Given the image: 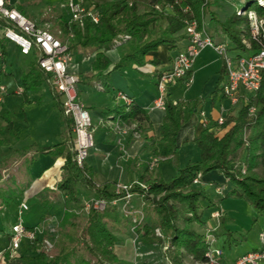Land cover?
Instances as JSON below:
<instances>
[{
  "label": "trees",
  "instance_id": "16d2710c",
  "mask_svg": "<svg viewBox=\"0 0 264 264\" xmlns=\"http://www.w3.org/2000/svg\"><path fill=\"white\" fill-rule=\"evenodd\" d=\"M95 3L100 10V21H87L83 28L73 24L72 38L76 41L69 42L72 53L77 50L97 51L92 63V69L97 71L86 74L85 81L88 82L101 78L111 62L104 51H100L101 48L106 50L124 39L119 52L120 58L113 67L141 66L147 62L146 55L150 50L156 49L160 43L175 44L186 38L187 21L197 19L201 26L208 13L218 28L232 40L233 46L229 50H250L241 41L243 33L250 38L252 50L258 46L250 36L246 15L233 11L228 17L221 19L211 9V0H151L143 11H139L137 0H102ZM258 7L259 13L264 15V8ZM65 22L62 25L63 39L69 31V25ZM2 45L5 57L7 51L4 43ZM226 72L224 62L217 77L212 101L221 88ZM43 83L45 74L35 56L29 62V69L22 74V92L25 94L29 90H40ZM170 87L165 99L164 120L160 124L161 138L158 140L153 139V134H150L153 126L148 110L134 101L129 105L117 103L105 114V120H119L121 126H133L128 133V143L135 139L133 133L139 132V139L151 140L147 148L153 157L170 159L176 166V173L166 180L155 165L151 166L152 163H138V169L142 168L140 178L130 183V192L141 196L145 202L144 210L140 213L121 212L116 203L111 202L125 195V191H115L118 181H115L112 189L109 188L110 182L98 183L96 173L86 164V160L83 165L71 160L69 146L65 141L48 146L32 142L15 149L14 152L20 153L23 172L27 176L30 175L29 168L40 153H51L55 158L63 157L60 179L54 187L47 186L37 195L44 209L41 218L35 224L26 226L34 228L39 224H46L47 219L44 218L51 215L53 201L59 196H63L65 200L58 236L53 239L49 250L44 249V239L50 235L47 232H37L31 239H22L13 255L11 249L6 247L1 252L0 264H119L120 259L114 252V246L130 223L134 224L135 234L142 242L162 245L167 240L169 259L182 262L185 250L195 260L206 263L208 257L205 252L209 244L205 236L206 231L210 230L207 220L211 217V211L218 206L207 186L195 183L194 178L212 170L219 171L234 186L225 197L233 195L235 198L250 200V205L258 213L264 214V71L259 90L248 96L247 104L242 102L238 109L236 105L230 107L221 124H214L209 120L194 137L190 146L195 155L184 164L179 162L181 155L176 136L181 126L198 108V101L173 99L169 94ZM57 105L61 108L59 101ZM250 106L255 107L252 113H249ZM3 117L6 124L0 128V150L10 148L13 142L10 136L16 135L9 113H4ZM104 127L108 132L117 134L113 124L105 123ZM242 166L245 167V172H242ZM8 180L12 184L5 181L0 185V200L7 205L18 203L19 207L21 202L28 204L23 197L31 180L28 179L23 185L16 174H12ZM80 185L93 190L97 195L95 198L106 200L104 208L89 206L86 212L78 211L76 207L84 208ZM229 217H222L220 224L225 226ZM157 227L160 234L155 232ZM213 231L218 239V231Z\"/></svg>",
  "mask_w": 264,
  "mask_h": 264
},
{
  "label": "crops",
  "instance_id": "0c3cea01",
  "mask_svg": "<svg viewBox=\"0 0 264 264\" xmlns=\"http://www.w3.org/2000/svg\"><path fill=\"white\" fill-rule=\"evenodd\" d=\"M13 1L16 2L19 9L23 13L34 20L36 19V21L41 25L49 24L51 28L50 30H53L54 32H56L58 29L63 30L62 25L65 21V23H67V20L69 18L68 9L62 4L63 0ZM211 1L212 3L214 2V0ZM220 1L224 3V1L228 0ZM44 4L50 5L48 7V18H46L47 16H43L41 18H34L30 16L32 15L31 11H38L41 7L44 6ZM213 11L216 10L213 9ZM206 15L204 16L202 25L207 29ZM217 15L219 16L218 13ZM210 19H212L211 15ZM52 21L54 23H52ZM208 32L211 34L213 39L216 40L217 43H224L228 48H231L229 43V40L231 39H229L228 36L218 28L217 23L215 31L208 30ZM67 37L68 35H66L64 39H66ZM71 41L75 42L76 40L72 37L68 38V43ZM124 42V39L119 40L106 50L104 48L100 49V51H104L105 55L109 57L111 62L109 66L103 71V75L99 79L92 80L91 82L85 81V79H87V73H95L97 71L92 69V63L96 58L97 51L85 52L82 50H77L73 53L72 63V69L76 71L79 76V82L77 85L78 96L89 109L92 123L95 126V147L90 151L86 159V164L96 173V179L98 183H103L106 181L110 182L109 188L111 189L114 187L115 181L118 180H121L123 182H134L139 180L140 171L142 168L140 167V169H138V163L150 162L149 160L153 157V155L147 148L151 140L135 138L128 143L129 134L126 133L123 135L122 141L127 143L129 156L122 157L120 155V145L118 143L119 136L116 133L108 132V130H106L104 127L105 123H108L106 122L108 121V119L105 120V114L107 110L112 109L117 103H124L123 99L118 96V93L128 95L132 99V101L148 110V116L153 126L152 132L150 134H153V139H160V124L164 120L165 110L164 108L161 109L159 107L153 106L154 98L158 94L157 80L162 72L171 67L174 55L179 50L185 48L188 42V38L186 37L182 40H179L175 44L160 43V45H158L156 49L150 50L147 53V62L144 65L134 67L124 66L116 69L113 66L120 58L119 52ZM3 43L6 48L7 54L5 55V57H3V55L0 56V76L1 74H3L5 77L3 79L14 80L15 85H12V87H8L6 83H4L3 79H1L2 77H0V86H5V92H2L0 89V128L6 124L3 115L4 113L8 112L13 119V128L16 135L10 136L13 141L12 145L10 149H6L7 147L1 149L0 157L4 153L3 151L5 149L6 151L9 150L12 154L14 153L16 148H19L26 144H30L32 142H37L40 145L48 146L54 145V143L57 144L61 141H65L69 146L71 137L70 128L65 118L63 117L61 108L59 110V117L57 116L55 120H45L41 128V130L43 131L36 132L37 137L35 140H31L30 138L27 141L25 140V135L27 137L28 134H34V131H32L33 127L31 119L30 117H28L29 115L27 113L28 111H30L31 107L33 105H43L47 102L54 107L59 101V98L53 92L51 85L46 79V75L45 83H43L40 90H29L27 93L25 92V94L23 92H18L17 87L20 86L22 74L29 69V62L33 58H35L36 54L35 51L30 54H22L19 50L18 45L13 41H10L7 38L3 37L0 32V50L2 52ZM153 60L158 61L154 62ZM14 61L17 62L18 68L12 65V62ZM222 63H224L222 56H220L213 48L206 47L200 52L193 65L192 72L194 81L191 86L185 88L183 82L180 81L179 83L170 87L169 94L173 99L177 98V100L181 101H198V108L181 126L178 131V135L176 136V143L181 155L179 162H181V164H184L189 158H193V156L195 155V151L190 146V144L192 143L194 137L198 135L204 127L201 124L200 111H205L206 115L209 118L208 120L216 124L218 123L217 118L219 117V115L222 113L227 114L230 107H232L229 100L221 94V89H217L218 92L216 98L214 101H212L214 91L217 87L218 78L215 79L214 85L209 89L208 97L205 98L202 94L211 73L215 72V76H219L220 70L222 68ZM222 107L226 110L222 111ZM35 108L37 109V107ZM236 108L238 109L239 107L236 105ZM193 116L196 118H194ZM182 128L184 129L182 130ZM181 130L182 132H180ZM62 163L63 157L55 158L51 153H40L29 168L30 175H28V179L31 180V184L26 189L23 200H27L28 198L32 197L35 199V203L38 202V205H42L37 195L47 186L54 187L57 180H59L61 177ZM157 169L159 170L162 177L166 180L170 179L176 173V166L170 159H165L163 162L161 161L157 165ZM0 180H2L1 175ZM200 180L205 186H207L208 189L211 187V185L213 186L214 184L216 186H221V188H223L224 192L226 193L225 195H227L228 192L234 188L233 184L226 181L224 175L220 174V172L217 170H212L205 174H202ZM3 183L4 182H1L0 185H2ZM79 188L81 189V193H83L85 196H97L91 189H87L86 187L81 185L79 186ZM210 191L212 195L221 202L227 197L234 198V196L231 195L224 197V199H220V195L224 196L223 193L216 192V189H214L213 187L210 188ZM81 198L82 201L85 199L82 196ZM241 199L245 200L246 203H249L250 201L245 198ZM64 200V197H57L53 201L51 217L54 216V209L58 208L60 203L62 204V207L64 206ZM235 200L233 201V203L237 202ZM132 201H134L136 205L133 209H130L133 214L140 213L144 210L143 205L145 206V202L141 196L135 194L132 198ZM222 206L221 203L218 205V207L221 208L222 212L224 211L226 215L230 216L229 220L225 222V226H222L219 221H217L218 224L213 221V227H215V229L218 231V236H221L224 233V236L222 237V242L224 243V245L229 244L228 251H225V248L220 245L223 248L224 253L223 264H232L234 259L237 258L238 255H242L249 250L258 248L259 246L254 245V247H252L251 249L242 251L241 253H236V249L238 247L237 243L243 245V242L250 239L248 233H244L242 227L240 228L241 231H236V229L234 230L229 227L231 226V224H233L231 211H226V209H224V207ZM28 210H30V206ZM22 213L23 211H20L18 203L16 205H7L2 200H0V224H7V228H5L4 231H2L1 228L3 227L0 225V256L1 252L9 246L11 225L13 224V222H15L16 219L21 218ZM209 221L210 218L209 220H207V224H209ZM228 227L231 231H227L226 228ZM119 236L120 240L114 246V252L120 259L119 264H132L133 260H135L136 258V252H134L136 251V248L133 246L134 243H136V239H139L135 234L134 224L130 223L126 229V232L120 234ZM4 238H6L5 242L3 241ZM239 238L240 240H238ZM139 243L142 246L144 244L141 240H139ZM184 252L186 255L187 252L185 250Z\"/></svg>",
  "mask_w": 264,
  "mask_h": 264
},
{
  "label": "built area",
  "instance_id": "2783aa9c",
  "mask_svg": "<svg viewBox=\"0 0 264 264\" xmlns=\"http://www.w3.org/2000/svg\"><path fill=\"white\" fill-rule=\"evenodd\" d=\"M244 1V0H243ZM62 4L68 9L69 25L68 37H61L62 29L56 32L50 30L49 24L41 25L36 19H32L23 13L16 2L13 0H0V32L3 37L16 43L22 54H30L35 51L36 62L44 71L48 83L55 95L59 98L61 111L70 128L69 153L71 160L74 163L83 165L87 159L90 150L95 145V126L92 123V118L89 109L80 99L77 92L79 76L72 69L73 53L69 48L68 38L74 36L73 24L83 28L87 21L98 23L100 21V10L94 1L89 0H63ZM257 5L264 8V0H257ZM235 12L240 15H246L250 25V36L254 39L258 46L255 50L251 49V41L244 33L241 34V41L250 49L246 52H237L232 54L229 48L224 43H217L213 39L208 30L197 19L188 20L185 26L188 42L185 48L179 50L173 57L172 65L169 69L160 74L158 79V94L154 98L153 106L163 109L165 107V99L170 86H173L180 81L183 82L185 88L191 86L194 81L192 72L193 65L200 52L210 47L222 56L226 64V75L221 84V94L225 96L232 106L239 102L248 103V96L255 94L261 85L264 71V15L260 14L256 7H250L249 4L237 5ZM3 52L0 50V56ZM0 89L5 92V86L1 85ZM23 87L20 85L17 88L18 92H22ZM118 96L123 99L126 104H131L132 99L123 93H118ZM242 103V104H243ZM255 107H249V113L254 111ZM226 109L222 107V111ZM201 124L205 126L208 123V116L205 111H200ZM225 120V114L222 113L217 118L219 124ZM108 124H113L122 141L124 134L129 133L133 126L123 125L119 120H109ZM134 136L139 137V132H134ZM246 137V134L244 138ZM158 161L154 157L151 166H154ZM242 172H245V167L242 166ZM4 177V176H3ZM201 175L194 178L195 183H200ZM144 186L143 183H140ZM130 184L117 182L115 191L121 193L125 191V195L121 198L125 200L124 204L130 200L133 193L130 192ZM118 199L111 202L116 203ZM107 201L101 198H93L86 204V209L89 206L103 209ZM28 208L26 202H21L20 211ZM127 208V209H126ZM125 212H130L128 207H124ZM45 225L39 224L34 228H28L21 218H18L11 225V238L9 248L12 254L19 248L22 239L33 238L37 232H43ZM48 229L54 230V228ZM213 227L206 231V240L209 244L205 255L208 261L202 264H221L223 256V248L216 245L217 237L213 233ZM160 229L156 228V233L160 234ZM261 244L259 248L249 250L242 255H239L232 264H264V229L259 233ZM45 249L49 250L52 247L50 239H44ZM135 264V263H134ZM180 264V262L178 263Z\"/></svg>",
  "mask_w": 264,
  "mask_h": 264
},
{
  "label": "rangeland",
  "instance_id": "374dc122",
  "mask_svg": "<svg viewBox=\"0 0 264 264\" xmlns=\"http://www.w3.org/2000/svg\"><path fill=\"white\" fill-rule=\"evenodd\" d=\"M101 1L102 0H95V2H101ZM127 1H132V0H127ZM150 1L151 0H137L139 11H143V10L147 9V5H148V3ZM242 4H244V6L246 4H249L250 7H256L257 10L260 11L259 10L260 8L257 5V0H244V1L243 0H228V1H224V3L222 1H220V0H214V2L211 5V9H215L216 10L215 12H217L219 14V17L222 19V18L228 17L236 9L237 5L239 6V5H242ZM49 6H50L49 4L48 5L44 4V6L41 7L38 11H36V12L35 11H33V12L31 11L32 15H30V16L34 17V18L35 17L41 18L43 16L44 17L47 16L46 18H48V12H49L48 11V7ZM50 12H52V11H50ZM52 23H54V22L52 21ZM206 25H207L206 26L207 30L215 31L216 23H215L214 20L210 19V15L209 14L206 15ZM229 43H230V47H232L233 46L232 40H229ZM242 50L243 49H237V50L230 49L232 54H235L237 52H245L244 50L243 51ZM10 59H12V58H10ZM12 65L14 67L18 68V65H17L16 61L12 62ZM209 75H210V73H209ZM215 75H216L215 72L211 73V75L209 76V80L206 82L204 92L202 93L205 98L208 97L209 89L212 88V86L215 83V79L217 78ZM0 77H2L1 79L5 78L3 74H1ZM19 78H20V76H19ZM3 81H4V83H6V85L8 87H12V85H15L14 80L3 79ZM236 105L238 107H240L241 106V102H239ZM35 107H37V109ZM29 109H30V107H29ZM59 110H60V108H59V106L57 104H56V106L53 107L48 102L46 104L39 105V106L38 105H33L31 107L30 111H28L27 113L29 115L28 117H30V119H31V123H32V127H33L32 131H34V134L33 133L32 134H28L27 137L25 135V140L27 141L29 138L31 140H35L36 137H37L36 136L37 135L36 132L37 131H43V130H41V128H42L45 120L46 119L55 120L57 118V116L59 117ZM55 127H54V129H55ZM135 138L139 139V137H137V136ZM118 143L120 145V155L122 157L129 156V150H128V147H127V143L123 142L121 140H119ZM94 147H95V145H94ZM6 149H10V148H6ZM6 149L3 151L4 155L2 154L3 156L1 155V157H0V175H1V178H2V180H0V184H1V182H5V181H8V184H12V181L8 180V178L12 174H16L17 175V179L20 178L22 180V184L23 185L26 184L27 181H28V176L25 175L24 172H23L24 165L22 164V161H21V159L19 157L20 153L14 152V153L11 154V152L9 150L6 151ZM239 152H241V151H239ZM154 157L150 158L149 161L152 162ZM157 158H158V161L156 162L155 167H157V165L161 161L163 162L166 159V158L160 157V156L157 157ZM138 161H140V160H138ZM118 182H122V183H125V184L132 183L131 181L130 182H123L121 180H118ZM200 184L204 185L201 182V180H200ZM211 187L216 189V192L223 193L224 196L220 195L219 198L220 199L221 198L224 199L226 193L224 192V189L221 188V186H216V185L212 186L211 185ZM207 190L210 191V189H208V188H207ZM43 194H44V192H43ZM80 195L83 198H85L83 200L84 208L83 207H76V208H77L78 211L82 210V212H86L87 209H86L85 206H86L87 202H89L91 199L95 198V196L94 197H90L89 195L85 196L83 193H80ZM134 195L135 194H133L132 197L130 198V200L128 202H126V205L124 204L125 200H123V199H118L116 201V205L118 206V209L121 212H124V210H125L124 207H128L129 209H133L134 206H136L134 201H132V198L134 197ZM59 197H63V196H59ZM236 198L235 197L234 198L227 197L224 200H222V202H221L220 200L216 199L215 196H213L214 202L216 203L217 206L220 203H221V206H222V203H223L222 207H224V209H226V211H228V212L231 211V215H232V218H233V222H232L233 224H231V226H229V227H231L234 230L236 229V231L237 230L241 231L240 228L242 227V229L244 230V233L245 232L248 233V236H249L250 240L243 242V245H240V244L237 243V246H238V247L236 246L237 247V249H236L237 252L236 251L235 252L236 253H241L242 251L251 249L252 247H254V245L255 246H260L261 241H260V238L258 236V233H259L260 230H262L264 228V214L263 213H258L251 205H249V203H246L245 200H243L241 198H237V199ZM59 199H61V198H59ZM27 200H28V207L30 206V210H28V209L24 210L22 215H21L22 222L25 225L26 224H30V223L33 224V223L38 222L39 219L41 218V215H42L43 210H44L43 207H41L42 205H40V204L38 205L37 204L38 202L35 203V199L34 198L30 197ZM234 200L237 201V202L233 203ZM143 207H144V205H143ZM62 208H63L62 204L60 203L59 207L54 209L55 213H54L53 217H51L52 215H49V216L44 218V219H47L46 220L47 222H45L46 224H44L45 227L43 228L44 229L43 232H47L48 235H50L48 237V239H50L51 242H54L53 239H55L58 236V229H59L60 219H61V216H62V213H63V209ZM225 215H226V213L224 211L222 212L220 207H216L215 209H213L211 211L210 215H209V216H211V217H209L210 218V221H209L210 225L209 226L210 227L214 226L213 221H215L216 224H218L217 221H219V223L222 224V217H224ZM209 218H208V220H209ZM49 222L51 224H53L51 228H54V230L50 231L48 229V227H50V225H51ZM0 225L3 227L2 231H4L5 228H7V224L6 223L0 224ZM213 230H215V229H213ZM238 235H240V234H238ZM223 236H224V233L221 236H218V239L216 240V245L217 246L221 245L222 247L225 248V251H228L229 250V246H228L229 244L224 245V243L222 242V237ZM139 240L140 239H136V243H134V246H133V247L136 248L135 249L136 251H134V252H136L135 253L136 254L135 255L136 258H135V260H133L132 264H134V263L135 264H178L179 263V262H175V261L169 259V257H168L169 243H168L167 240L162 245H158V244H156L154 242L153 243H145V242H143L144 243L143 246L139 243ZM238 240H240V238ZM3 241L5 242L6 238H4ZM44 249H45V246H44ZM223 261H224V253H223V256L221 257V264H223ZM123 264H125V263H123ZM180 264H202V263L197 261V260H195L193 258V256H192V254H190V253H187L185 255V252L183 251V261L180 262Z\"/></svg>",
  "mask_w": 264,
  "mask_h": 264
},
{
  "label": "bare ground",
  "instance_id": "6f19581e",
  "mask_svg": "<svg viewBox=\"0 0 264 264\" xmlns=\"http://www.w3.org/2000/svg\"><path fill=\"white\" fill-rule=\"evenodd\" d=\"M194 117V116H193ZM194 118H196V117H194ZM190 123V122H189ZM186 124H188V123H186ZM192 124V123H191ZM191 126V125H190ZM185 128V127H184ZM184 128H182V130L184 129ZM186 129V128H185ZM182 130L180 131V132H182ZM193 130V129H192ZM179 135H181V134H179ZM185 136V135H184ZM184 136H183V138H184ZM181 137V136H180Z\"/></svg>",
  "mask_w": 264,
  "mask_h": 264
}]
</instances>
